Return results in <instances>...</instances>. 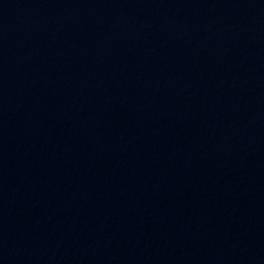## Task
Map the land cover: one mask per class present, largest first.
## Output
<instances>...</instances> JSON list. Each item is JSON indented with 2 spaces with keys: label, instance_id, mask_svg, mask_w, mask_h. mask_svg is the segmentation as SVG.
Segmentation results:
<instances>
[{
  "label": "water",
  "instance_id": "95a60500",
  "mask_svg": "<svg viewBox=\"0 0 264 264\" xmlns=\"http://www.w3.org/2000/svg\"><path fill=\"white\" fill-rule=\"evenodd\" d=\"M264 216V0H0V229Z\"/></svg>",
  "mask_w": 264,
  "mask_h": 264
}]
</instances>
